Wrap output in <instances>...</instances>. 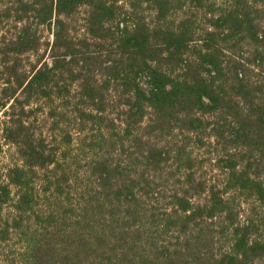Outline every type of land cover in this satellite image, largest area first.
I'll use <instances>...</instances> for the list:
<instances>
[{"label": "trees", "instance_id": "1", "mask_svg": "<svg viewBox=\"0 0 264 264\" xmlns=\"http://www.w3.org/2000/svg\"><path fill=\"white\" fill-rule=\"evenodd\" d=\"M0 115V264H264V0H0Z\"/></svg>", "mask_w": 264, "mask_h": 264}, {"label": "rangeland", "instance_id": "2", "mask_svg": "<svg viewBox=\"0 0 264 264\" xmlns=\"http://www.w3.org/2000/svg\"><path fill=\"white\" fill-rule=\"evenodd\" d=\"M44 41H52V35L44 32ZM1 117V115H0ZM0 147H1V152H0V162L1 164L5 167V165L10 161L9 156H11V153L13 150H11L8 146L3 144V141L0 139Z\"/></svg>", "mask_w": 264, "mask_h": 264}]
</instances>
